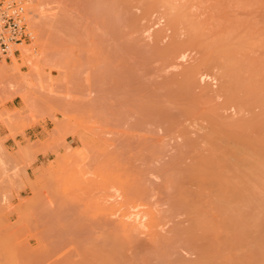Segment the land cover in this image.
I'll list each match as a JSON object with an SVG mask.
<instances>
[{
    "label": "rangeland",
    "instance_id": "1",
    "mask_svg": "<svg viewBox=\"0 0 264 264\" xmlns=\"http://www.w3.org/2000/svg\"><path fill=\"white\" fill-rule=\"evenodd\" d=\"M9 1L33 39L0 57V264H264V176L231 221L195 177L230 161L215 120L264 166V0Z\"/></svg>",
    "mask_w": 264,
    "mask_h": 264
},
{
    "label": "bare ground",
    "instance_id": "2",
    "mask_svg": "<svg viewBox=\"0 0 264 264\" xmlns=\"http://www.w3.org/2000/svg\"><path fill=\"white\" fill-rule=\"evenodd\" d=\"M32 10H34V9H32ZM31 10V11H32ZM35 11V10H34ZM37 11V10H36ZM28 12V11H27ZM26 16V15H25ZM30 19H32V18H30ZM34 21V20H33ZM34 22H36V21H34ZM33 22V23H34ZM39 23H40V26H41V22L39 21ZM38 23V24H39ZM37 24V25H38ZM37 25H35L36 27H37ZM30 27H31V25H30ZM31 28H33V27H31ZM40 28V27H39ZM41 29V28H40ZM36 31V30H35ZM40 32V31H39ZM42 36V35H41ZM41 36H37V37H41ZM36 37V36H35ZM35 39V38H34ZM39 39V38H38ZM36 40V41H39V40ZM43 39V38H42ZM34 40V41H35ZM36 44V43H35ZM38 44V43H37ZM39 44H41V43H39ZM21 45V44H20ZM23 45V44H22ZM32 47V45H30V44H26V45H24V46H22V48H21V53H20V59H22V60H26V62H28V65L32 68V70L34 71V69L36 70L35 72H37V71H39V68L41 67H39L38 68V66H39V62H40V59H39V57H38V52L35 50V49H32L31 47ZM21 47V46H20ZM39 47H41V45H39ZM41 48H43V47H41ZM40 49V48H39ZM217 49V48H216ZM216 49H215V51H216ZM221 49V48H220ZM220 49H219V51H220ZM223 49V48H222ZM226 49V48H225ZM208 50H209V48H208ZM212 50V49H211ZM34 51V52H33ZM40 51V50H39ZM42 51V50H41ZM41 51L39 52V53H41ZM226 51H224V53H225ZM209 53H212V51H210ZM208 53V54H209ZM217 53H219V52H217ZM207 54V55H208ZM228 54H229V52H228ZM13 55V54H12ZM37 55V56H36ZM212 55V54H211ZM211 55H209V57L208 56H206L205 58H204V60H203V62H204V64H206V65H213V59H212V57H210ZM214 55V54H213ZM212 55V56H213ZM220 56H222L223 54H219ZM227 56H229V55H227ZM13 57H14V60H17V57L16 56H14L13 55ZM222 57H224V55L222 56ZM229 58H231V56L229 57ZM13 60V59H12ZM221 60H223V59H221ZM230 60H232V59H230ZM219 61V60H218ZM220 62V61H219ZM223 63V62H222ZM1 64V63H0ZM41 65V64H40ZM214 66V65H213ZM222 66V65H221ZM223 66H224V63H223ZM222 66V67H223ZM236 66H237V64H236ZM235 66V67H236ZM225 67H226V65H225ZM228 67H230V66H228ZM238 67H239V65H238ZM219 69H220V67H218ZM224 68V67H223ZM233 68V67H232ZM241 68V70H242V67H240ZM38 69V70H37ZM195 69V68H194ZM238 69V68H237ZM237 69L236 70H234L235 72L237 71ZM221 70V69H220ZM224 71V74L223 73H221V74H223L224 76V79L222 80V86H221V88L224 90V91H221L222 92V94L224 93L225 95L224 96H226V98H227V100L229 101V102H231V103H233V104H235L238 108L240 107H243V106H245L246 105V103H244V101H243V96L241 97L240 95H241V92L242 91H238V90H241V87H237V89H236V86H235V82L236 81H234V79H233V77L236 75L235 73H231L232 72V70H230V71H227V69H223ZM240 70V71H241ZM4 69H3V67L2 66H0V78L3 76V74H4ZM233 71V72H234ZM239 70H238V72H240ZM242 72V71H241ZM240 72V73H241ZM220 74V73H219ZM232 75H234V76H232ZM239 75V74H238ZM241 76H242V74H241ZM220 77V76H219ZM221 77H222V75H221ZM237 78V77H236ZM220 88V89H221ZM245 88V87H244ZM236 91H238L239 93H240V95L238 94V92H236ZM247 92H245V94H246ZM262 94H264V93H262ZM261 95V94H260ZM260 95H258V96H260ZM240 96V97H239ZM244 97H246V95L244 96ZM248 98V97H247ZM242 99V100H241ZM245 100V99H244ZM260 100V99H259ZM228 101H226V102H228ZM257 101V100H256ZM225 102V103H226ZM262 102H264V101H262ZM230 103V104H231ZM245 104V105H244ZM249 104V103H248ZM235 106V107H236ZM248 106V105H247ZM218 116V115H217ZM211 117V116H210ZM208 118V117H207ZM207 120V119H206ZM234 121V120H233ZM256 121V120H255ZM254 121V122H255ZM235 122V121H234ZM210 123V122H209ZM211 123H212V121H211ZM213 123H214V121H213ZM212 123V124H213ZM216 123V124H215ZM215 123H214V125H216V126H214V125H212V131L211 132H209V136H210V138H208V139H229V140H231V139H235V140H232L233 141V144L234 145H232V147L228 150V151H226L225 152V155L227 154V156H228V158H227V156H225V155H223V152L221 153L222 154V158L225 156L227 159H229L230 161L228 162V163H224L225 161H223L222 162V164H223V166L222 167H220L219 169H221V170H206V172L205 171H203L204 170V168H200L198 171H197V173H196V175H195V177L197 178V182H198V184H199V186H200V183L202 184V182H203V184H206V183H208L209 185H211L212 186V188H214V191L213 192H215L216 193V196H214V197H216V201H217V203H218V205H217V207L220 205V207H222L221 208V210L220 211H225V218H228L229 219V221H231V219H232V215H233V212L235 211L236 213H240L241 214V208H242V211H243V208H245L246 209V207H244V205H246V204H248L249 203V201L250 200H252L253 199V195L252 196H249V194H252V193H249L248 191L250 190V188H249V186H251L250 185V183H248V182H253L252 180L254 179V178H261V177H259L258 175L260 174H262V176H264V166H262V165H260V163L257 161V159L256 158H254V157H256V153H253V152H251V151H248L247 152V150H246V148L248 149L249 147H245L244 145H246V146H248L247 144H249L248 143V141L247 142H245L244 140H241V139H250L248 136H246V134H244L243 132H244V130H245V127H246V125L245 124H243V123H241L242 124V126L244 127V130H243V132L242 131H239V132H237L238 131V129H237V127H236V131H235V126H238L237 124H240L239 122L238 123H233V124H231V125H229L230 123L228 122V124H227V126L225 125L224 127H222L221 126V124L218 122H216V120H215ZM218 124V125H217ZM220 124V125H219ZM240 124V125H241ZM255 124V123H254ZM254 124L252 125V127L254 126ZM248 125V124H247ZM257 125V124H256ZM258 125H259V122H258ZM218 126V127H217ZM250 126H248V128H249ZM260 127V126H259ZM232 128H234V129H232ZM247 128V129H248ZM251 128V127H250ZM239 129H241L240 127H239ZM242 130V129H241ZM252 130V129H251ZM256 130V129H255ZM247 131H250V130H247ZM253 131V130H252ZM240 132H242V133H240ZM212 133V134H211ZM254 133V132H253ZM259 133V132H258ZM211 134V135H210ZM231 141V142H232ZM249 141H251V140H249ZM251 143V142H250ZM232 143H230V145H231ZM250 145V144H249ZM220 146V145H219ZM218 146V147H219ZM243 146V147H242ZM245 147V148H244ZM258 147V146H257ZM251 149V148H250ZM250 149H248V150H250ZM253 149V148H252ZM251 149V150H252ZM255 150V149H254ZM254 150H252V151H254ZM258 150V149H257ZM260 150H258L257 152H259ZM249 152H251V153H249ZM219 155H220V153H218ZM252 154V155H251ZM253 155H255L254 157H253ZM257 155H259L258 153H257ZM220 157H221V155H220ZM225 157L223 158L224 160H225ZM211 158H209L208 160H210ZM223 159H221V160H223ZM226 159V161H228ZM212 160H215V159H213L212 158ZM218 160V159H217ZM220 160V161H221ZM205 161V160H204ZM220 161H219V163H220ZM210 163H211V161H209ZM209 162H206V163H208V165L210 164ZM203 163V162H202ZM216 163H217V161H216ZM219 163H217V164H219ZM214 165H215V162L213 163ZM216 164V165H217ZM221 164V165H222ZM212 165V164H211ZM216 165H215V167H216ZM202 166V165H201ZM220 166V165H219ZM218 166V167H219ZM194 167H196V166H194ZM201 169H203V170H201ZM196 171V170H195ZM218 171V172H217ZM220 171V172H219ZM224 173H222V172ZM225 171H227L226 173L227 174H225ZM188 174H191V172L190 173H188ZM192 175V174H191ZM258 176V177H254V176ZM189 177H188V179L190 178V175H188ZM250 176V181H248V179H247V177H249ZM253 178H252V177ZM192 178V177H191ZM247 179V180H246ZM262 179V178H261ZM191 180V179H190ZM201 180V181H200ZM246 180V181H245ZM254 180H256V179H254ZM246 183H245V182ZM261 181V180H257V184L259 183V182ZM200 182V183H199ZM206 182V183H205ZM243 182V183H242ZM244 183L246 184V185H248V188H246V189H244V188H242V185H244ZM255 184V183H254ZM256 185V184H255ZM208 186V185H207ZM203 188L204 187H206V186H202ZM210 188V187H209ZM207 189V188H206ZM243 189V190H242ZM213 190V189H212ZM244 190H248L247 192H245L244 193ZM210 191V190H209ZM243 193H244V195H243ZM246 193L248 194L247 196H249V199L248 198H246L247 196H246ZM181 196V195H180ZM255 196V195H254ZM250 197H251V199H250ZM181 199H182V197H180ZM184 198V197H183ZM186 198H188V197H186ZM245 198V199H244ZM247 199V200H246ZM186 200V199H185ZM189 200V199H188ZM194 200V199H193ZM192 200V198H191V201L190 202H192L193 201ZM262 200H264V199H262ZM216 201H215V203H216ZM248 202V203H244L243 204V202ZM253 201H255V200H253ZM193 202H195V201H193ZM192 202V203H193ZM214 202V201H213ZM240 202H242V204L243 205H241V206H239V204L238 203H240ZM261 202V201H260ZM185 204H187L188 203V201H187V203L186 202H184ZM192 203H188L187 205H191V207H192ZM253 202L251 201V204H252ZM250 204V203H249ZM250 204V205H251ZM253 204H255L256 206L258 205V204H256V202H254ZM261 204V203H260ZM262 204H264V203H262ZM261 204V205H262ZM183 206H185L184 204H183ZM194 206V208H196L195 206H197L196 204L195 205H193ZM247 206V205H246ZM249 206V205H248ZM252 206H254V205H252ZM259 206V209H260V205H258ZM186 207V206H185ZM190 207V206H189ZM189 208L190 210L192 209V208ZM216 207V206H215ZM224 208V209H223ZM188 209V210H189ZM197 209V208H196ZM196 209H193L192 211H194V210H196ZM223 209V210H222ZM248 209V208H247ZM250 209V208H249ZM255 209V208H254ZM189 210V211H190ZM191 211V212H192ZM197 211H198V209H197ZM199 212V211H198ZM243 213H245V212H243ZM243 213L241 214L243 217H244V215H243ZM232 214V215H231ZM240 214H238L239 216H240ZM246 214H247V212H246ZM249 214V213H248ZM247 214V215H248ZM237 215V214H236ZM137 216V215H136ZM196 216H198V215H196ZM201 216V214H199V217ZM241 216V217H242ZM249 216V215H248ZM129 217V216H128ZM139 217H140V215H139ZM220 217H224V216H221V214H220ZM240 217V218H241ZM250 217V216H249ZM140 219L138 222H141V217L140 218H138V216L137 217H135L134 218V220L135 219ZM239 218V219H240ZM250 218H252V217H250ZM197 219V218H196ZM201 219V218H200ZM200 219H198L197 221H199ZM228 219H225V220H228ZM243 219V221L245 220L244 218H242ZM249 220V219H248ZM142 221H143V219H142ZM255 221H257V220H255ZM260 223V225H261V222H264V221H257V223ZM143 223V222H142ZM234 223H236L235 221L231 224V225H233ZM196 224H198L197 222H196ZM262 224H264V223H262ZM230 225V224H229ZM255 226H257L256 224H255ZM233 227V226H232ZM235 227V226H234ZM234 227H233V229H234ZM242 227V226H241ZM240 228V227H239ZM238 228V229H239ZM237 228H236V230H238ZM262 230H264V229H262ZM261 230V231H262ZM1 231V230H0ZM240 231V230H239ZM239 231H236V232H239ZM251 231H253V230H251ZM240 232H242V231H240ZM239 232V233H240ZM255 232V231H254ZM3 233V232H2ZM253 233V232H252ZM252 233H249V235L251 234V236H252ZM260 233H262V232H260ZM259 232H258V234H260ZM257 234V233H256ZM0 236H2V235H0ZM7 236V235H6ZM262 236H264V235H262ZM6 238H8V236L6 237ZM6 238H5V240H6ZM193 238H195V237H193ZM252 238V237H251ZM260 238V237H259ZM259 238H254V239H259ZM262 238H264V237H262ZM2 239V237L0 238V240ZM253 239V240H254ZM4 239H2L1 241H0V244L2 243H5L4 241H3ZM9 239H7V241H8ZM11 240H12V238H11ZM195 240V242H193V241H191L190 243H194V246H192L193 245V243H192V245L191 244H189V246H192V248H198V246L200 247L202 244L200 243V241L198 242V241H196L197 239H194ZM250 240V239H249ZM260 240V239H259ZM262 240V239H261ZM13 241V240H12ZM197 242V243H196ZM253 242H255V240L253 241ZM262 243H264V242H262ZM6 244H8V243H6ZM14 244V243H13ZM199 244V245H198ZM201 244V245H200ZM256 244V243H255ZM260 244V243H259ZM195 245H198L197 247L195 246ZM4 246V248H6L5 247V244L3 245ZM205 246V245H204ZM204 246L202 245L201 247L202 248H204ZM206 246H207V244H206ZM12 247V246H11ZM15 249V248H14ZM198 249H201V248H198ZM208 249V248H207ZM1 250V249H0ZM4 250V249H3ZM206 250V249H205ZM204 250V251H205ZM14 251V250H13ZM1 252V251H0ZM16 252V251H15ZM10 253L12 254V251H10ZM6 254H7V252H6ZM14 255V254H13ZM7 256H10V255H8L7 254ZM11 257V256H10ZM9 257H7V260H9L8 259ZM1 259V258H0ZM1 262V261H0ZM10 262V261H9ZM3 263H5V262H3ZM7 264H9L8 262H7ZM12 264V263H11Z\"/></svg>",
    "mask_w": 264,
    "mask_h": 264
},
{
    "label": "built area",
    "instance_id": "3",
    "mask_svg": "<svg viewBox=\"0 0 264 264\" xmlns=\"http://www.w3.org/2000/svg\"><path fill=\"white\" fill-rule=\"evenodd\" d=\"M33 39L24 8L20 3L9 1L0 4V57L14 54L20 45Z\"/></svg>",
    "mask_w": 264,
    "mask_h": 264
}]
</instances>
